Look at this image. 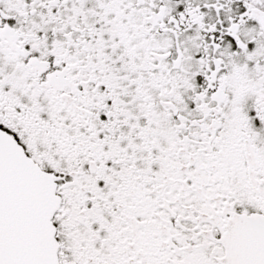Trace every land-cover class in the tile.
Listing matches in <instances>:
<instances>
[{
  "label": "snow or ice",
  "instance_id": "6c2138e0",
  "mask_svg": "<svg viewBox=\"0 0 264 264\" xmlns=\"http://www.w3.org/2000/svg\"><path fill=\"white\" fill-rule=\"evenodd\" d=\"M0 264H264V0H0Z\"/></svg>",
  "mask_w": 264,
  "mask_h": 264
}]
</instances>
